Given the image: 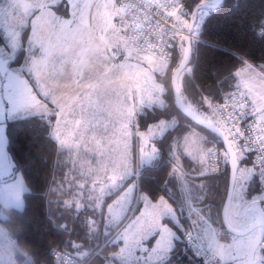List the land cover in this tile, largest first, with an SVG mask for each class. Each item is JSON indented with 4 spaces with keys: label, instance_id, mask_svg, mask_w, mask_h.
<instances>
[{
    "label": "snow or ice",
    "instance_id": "1",
    "mask_svg": "<svg viewBox=\"0 0 264 264\" xmlns=\"http://www.w3.org/2000/svg\"><path fill=\"white\" fill-rule=\"evenodd\" d=\"M223 6L0 0V180L23 170L35 186L27 154L13 146L25 130L44 138L67 168L52 191L68 183L72 199L60 203L79 222L58 226L69 240L47 248L51 264H264V55L261 63L239 57L241 67L198 106L183 94L190 58ZM247 26L264 48V11ZM157 59L177 65L174 111L166 93L147 94L146 77L137 88L138 75L158 74ZM221 164L228 184L217 204L204 189ZM165 166L156 194L149 173ZM109 247L116 252L103 257Z\"/></svg>",
    "mask_w": 264,
    "mask_h": 264
},
{
    "label": "trees",
    "instance_id": "2",
    "mask_svg": "<svg viewBox=\"0 0 264 264\" xmlns=\"http://www.w3.org/2000/svg\"><path fill=\"white\" fill-rule=\"evenodd\" d=\"M264 11V0H224V6L212 16L207 25V30L202 38L198 50L192 57L193 69L190 73H185L182 79L183 94L186 100L193 106H198L202 94L217 92L218 85L224 81L229 72H235L241 67L239 57L250 60L254 63H261V56L264 55V48L252 38V33L248 30V20L254 15ZM168 76L164 79L166 83V98L168 101V111H174L172 102V77L177 69L175 60L169 66ZM181 87V85H180ZM223 87L227 89V84ZM161 113H155L160 116ZM182 124L187 121L175 113ZM153 114L147 116V121L153 120ZM145 124L141 125V129ZM190 129H184L189 131ZM180 129H177L179 132ZM176 133L173 132L172 136ZM33 133L27 130L20 133L17 137L13 151L18 157L27 154L26 163L30 165L31 174L38 178L35 186L29 174L20 170L28 186L24 192L25 207L17 208L14 206L5 207V217L2 223L8 235L18 245L16 258L24 264H51V258L47 256L46 250L49 247L64 245L69 240L68 233L58 226L67 225L71 230L74 224V211L63 207L61 200H71L73 192L69 191V185L65 182L62 188L52 191L57 185L51 183L53 177L58 181L67 172L63 165L62 157L57 152V145L39 137L32 140ZM171 136L169 137V140ZM168 141H165L167 147ZM179 154L183 153V146L177 149ZM183 161V156L181 157ZM17 172V173H18ZM169 167L165 166L159 171L149 173L156 181L150 187L156 194H163L161 186L165 183ZM206 189L210 193L209 199L217 204L221 201L226 186L228 184V174L224 170V165L220 173H206ZM171 190L172 185H169ZM77 231H80L77 227ZM75 241V237H72ZM102 246V240L100 241ZM116 251L114 248L103 250V257H108ZM104 258H96L92 264H104Z\"/></svg>",
    "mask_w": 264,
    "mask_h": 264
},
{
    "label": "rangeland",
    "instance_id": "3",
    "mask_svg": "<svg viewBox=\"0 0 264 264\" xmlns=\"http://www.w3.org/2000/svg\"><path fill=\"white\" fill-rule=\"evenodd\" d=\"M156 65L159 66L161 74L163 73L162 77H160V80L157 79L155 82H153V86L155 89H161L164 90L166 87V83L164 79L166 78V74L168 76V73L165 74V69L163 64L159 59L156 61ZM192 64L189 65V68H191ZM184 76V75H183ZM183 79V77H182ZM143 131V129H141ZM19 177L23 178L22 173L18 172ZM16 178V177H15ZM24 179V178H23ZM16 182V180L14 181ZM4 185L3 183H0V186ZM25 190H28V186L26 185V182L24 180V186L21 184H16L15 188L10 191H3L0 187V227L7 232L6 228L4 227L2 223V218L5 217V207L14 206L17 208H24L25 207V199H24V192ZM70 200V199H69ZM17 202H20L22 206L18 207ZM8 234V232H7ZM7 243V242H6ZM0 264H7L9 263L10 259L12 260L14 250L16 252L17 249L12 248L9 245H5L2 242H0ZM116 251H114L115 253ZM13 262L16 264H24V262H20L17 258H15V261H11L10 263L13 264Z\"/></svg>",
    "mask_w": 264,
    "mask_h": 264
},
{
    "label": "crops",
    "instance_id": "4",
    "mask_svg": "<svg viewBox=\"0 0 264 264\" xmlns=\"http://www.w3.org/2000/svg\"><path fill=\"white\" fill-rule=\"evenodd\" d=\"M163 66H164V68H166L165 69L166 70L165 71V74L168 73L167 67L165 65H163ZM156 72L158 74L155 75V76H153L151 74V70L147 71L143 75H138L137 76V80H138L137 88H139L141 85L144 84L145 77H146L147 78V82H148L147 83V94H151V92H153V91H156L157 93H160V92L166 93L167 87H165L164 90H161V89H155L154 86H153V82H155V80H157V79L160 80V77H162V75H163V73L161 74L160 68H159L158 65H156ZM166 77H167V74H166ZM162 99H164L166 101V103L168 104V101H167L166 96L162 97ZM15 177H16L15 179L0 180V183H3L4 184V185L0 186L1 189L3 191H7L8 192V191L14 189L15 186H16V184H21L22 186H24V179L22 177H19L18 174H16ZM15 180H16V182H14ZM205 189H206V183H205ZM205 189H204V191H205ZM0 242H2L3 244H5L6 246L9 245V246H11L14 249H17V250L19 249L18 248V245L16 244V242L1 227H0ZM0 247H1V244H0ZM17 250H16V252H17ZM16 252L14 250L12 260L10 259L9 263H7V264H11L10 262L13 261V260L15 261ZM13 264H16V262L15 263L13 262Z\"/></svg>",
    "mask_w": 264,
    "mask_h": 264
},
{
    "label": "water",
    "instance_id": "5",
    "mask_svg": "<svg viewBox=\"0 0 264 264\" xmlns=\"http://www.w3.org/2000/svg\"><path fill=\"white\" fill-rule=\"evenodd\" d=\"M192 57L190 58L191 60H192ZM172 85H173V88L180 89V80L177 78V69L173 73Z\"/></svg>",
    "mask_w": 264,
    "mask_h": 264
},
{
    "label": "built area",
    "instance_id": "6",
    "mask_svg": "<svg viewBox=\"0 0 264 264\" xmlns=\"http://www.w3.org/2000/svg\"><path fill=\"white\" fill-rule=\"evenodd\" d=\"M160 61H161V60H160ZM161 62L164 64L163 61H161ZM221 168H222V164L220 165L219 169H217L216 171H211V169H209L208 172H209L210 174H218V173H220ZM104 264H106V262H105Z\"/></svg>",
    "mask_w": 264,
    "mask_h": 264
}]
</instances>
